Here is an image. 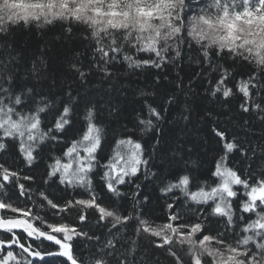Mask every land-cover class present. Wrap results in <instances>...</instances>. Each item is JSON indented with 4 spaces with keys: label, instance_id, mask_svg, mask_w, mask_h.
Returning <instances> with one entry per match:
<instances>
[{
    "label": "snow or ice",
    "instance_id": "snow-or-ice-1",
    "mask_svg": "<svg viewBox=\"0 0 264 264\" xmlns=\"http://www.w3.org/2000/svg\"><path fill=\"white\" fill-rule=\"evenodd\" d=\"M53 29L59 30L58 39L78 40L83 49H74L68 61L73 79L66 84L46 72V47L31 67L22 68V58L9 43L18 31ZM0 41V192L18 189L20 197L33 200L31 207H21L11 196L0 198V264H85L76 252L77 238L96 241L88 264H136L142 237L151 238L169 264H264V168L257 172L251 163L257 150L264 159V144H242L213 123L208 134L218 151L206 174L172 171L176 158L183 156L181 143H173L168 149L173 158L165 159V153L161 170L152 171L153 156L146 155L135 134L152 133L153 154L159 151L165 114L179 108V96L185 94L182 79L176 82L178 91H139L135 119L125 126L133 135L109 143L101 120L102 107L109 114L114 107L106 97L117 88L118 65L126 74L164 69L175 66L187 47L198 53L189 59L199 66L195 75L206 81L210 97H239L243 113L264 121V0H0ZM235 65L246 67L247 73L237 76L231 71ZM159 80L157 76V84ZM191 112L185 101L179 118L190 122ZM53 143L60 154L49 157L45 175L65 192L82 190L83 196L61 203L46 189L33 192L24 181L35 177L12 166L15 160H5L14 148L31 169ZM105 144L108 152L102 157ZM237 157L246 167L235 166ZM165 169L168 175L159 189L167 198L162 223L139 211L138 193H133L132 211L120 210L104 203L94 185L99 174L100 191L121 196L120 186L141 174L159 178ZM44 209L60 219L50 220L47 211L41 215ZM90 213L110 225L108 237L101 240L83 230L80 225ZM73 215L78 224L64 222ZM205 220L218 227H206ZM130 226L135 238L125 248L120 233Z\"/></svg>",
    "mask_w": 264,
    "mask_h": 264
},
{
    "label": "trees",
    "instance_id": "trees-1",
    "mask_svg": "<svg viewBox=\"0 0 264 264\" xmlns=\"http://www.w3.org/2000/svg\"><path fill=\"white\" fill-rule=\"evenodd\" d=\"M58 35V29L45 33L18 31L10 39L9 43L15 47L17 55L22 58V68L24 66L31 67L32 60L40 54L42 48L46 47L48 49L46 72L55 77L58 84H66L73 79L71 73L68 71V61L74 58V49L80 51L83 49L78 40L62 41L58 39ZM3 43L4 41H0V53L3 52ZM189 57L195 59L198 57V53L185 47L182 59L175 66L168 65L164 69H143L136 73L126 74V69L118 65L119 71L117 77L118 81L122 83L118 82L116 90L111 93V97H106V99H109L110 105L114 107L111 114H109L107 107H102L101 109V120L106 126L107 135L105 139L107 142L110 143L115 137L120 135H133V133L126 131L125 126L131 127V122L135 119L136 112L134 109L139 108V91L156 90L160 93L178 91L176 89V82L179 79L183 80L185 94L179 96L181 100L179 108H173L165 114L167 123L163 125L165 132L161 145L158 146L159 151L153 154L155 140L152 133H146L143 136H140L138 133L135 134L136 138L140 139L141 143L145 146L146 155L153 156L152 162L155 163L156 167L152 171H160L161 157L166 153L165 159L171 160L173 157L172 152L168 150L169 147L173 143H181L184 146L183 156L182 158H176L179 162L173 166L172 171L188 169L196 174H206L212 167L213 157L218 151V146L214 139L208 134L213 123H217L219 127L224 128L229 135L238 137V141L242 144H252L253 146L264 144V121H261L255 113H243L239 108V104L241 103L239 97L231 98L229 101L210 97L205 91L207 88L206 81L195 75L199 71V66L193 63ZM225 63L231 65L232 62L225 61ZM231 71L239 76L240 74L247 73L248 69L235 65L231 68ZM157 76L160 78L159 84L156 83ZM165 76L168 79H164ZM185 101L192 108L190 122L181 120L178 115ZM208 113L212 115L209 116ZM8 151L10 155L6 156L5 160L9 164H12L13 160H15V164H12V166H18L35 177L33 181H24L26 185H31L33 192L38 189H46L52 198L59 200L61 203L66 198L84 195L82 190L73 191L69 189L65 192L62 185L53 183L45 175L47 164L50 162L49 157L60 154V149L54 143L44 149V152L35 161L31 169L22 163L14 148H10ZM107 152L108 148L107 144H105V151L102 157L106 156ZM260 156L261 153L257 150L256 158L251 162L252 167L257 172L261 168H264V159H261ZM233 163L235 166L241 168L246 167L247 164V162L242 164L238 157L234 159ZM98 172H102V169L98 170ZM166 175H168L166 169L159 178L151 175L145 178L141 174L139 179H136L134 183L120 186L121 196H113L111 193H107L106 190L101 192L100 186L103 181L100 179L99 174L94 176V185L104 203L110 204L113 208L120 210L132 211L133 193H138L135 196V200L142 202L139 211L155 217L156 223H162L166 216L167 198L161 197L159 189L161 181ZM46 180H48V183H45ZM136 184L140 185L139 189L136 188ZM9 196L12 197L13 202L18 203L21 207H31L33 204V200L20 197L18 189L0 192V198L7 199ZM145 197L148 198L146 202H144ZM40 211L41 215L47 211L50 220L60 219L58 215L53 216L50 210L44 209ZM186 216L189 219H194V214L191 211H187ZM64 222L73 225L78 224L75 215L66 217ZM204 223L206 227H218L217 225L209 224L207 220ZM80 226L89 235L99 236L101 240L108 237L110 225L97 222L94 213H90L88 220ZM2 238L3 234H0V239ZM133 238H135L134 229L131 226L126 232L122 231L120 233V243L125 248L128 247L129 240ZM150 239L143 237L139 239L135 257L136 264H157V261L159 264H169L170 258L166 257L162 250L155 249L151 245ZM36 243L39 244L40 242L36 241ZM74 243L77 254L85 260V264H88L90 252L95 251V249L90 248V245L96 243V241L77 238Z\"/></svg>",
    "mask_w": 264,
    "mask_h": 264
},
{
    "label": "water",
    "instance_id": "water-1",
    "mask_svg": "<svg viewBox=\"0 0 264 264\" xmlns=\"http://www.w3.org/2000/svg\"><path fill=\"white\" fill-rule=\"evenodd\" d=\"M47 243V242H46ZM46 259H48V258H46Z\"/></svg>",
    "mask_w": 264,
    "mask_h": 264
}]
</instances>
